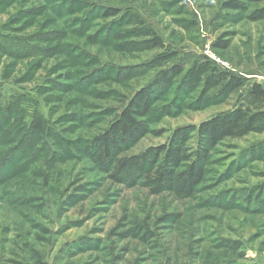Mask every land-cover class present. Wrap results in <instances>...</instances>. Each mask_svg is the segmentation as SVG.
Listing matches in <instances>:
<instances>
[{"label":"rangeland","instance_id":"374dc122","mask_svg":"<svg viewBox=\"0 0 264 264\" xmlns=\"http://www.w3.org/2000/svg\"><path fill=\"white\" fill-rule=\"evenodd\" d=\"M84 1L77 13H67L71 5L60 0H0V27L27 35L34 50L27 56L0 50V131L18 127L17 118H3L23 106L24 120L39 113L49 133L33 146L28 138L18 139L20 147L0 140V264H24L28 245L53 264H264V157L254 149L264 133L213 147L190 196L152 192L141 171L113 178L86 153L122 103L175 63L188 67L207 58L246 77L247 85L264 87V21L230 12L213 33L210 24L224 0ZM91 3L137 12L165 48L119 50L117 44L131 39H113L117 26L107 32L110 20L95 10L78 28ZM186 21L193 27L184 28ZM221 32L226 49L212 46ZM163 53L171 57L157 62ZM177 87H152L147 132L120 157L229 110L242 94L213 99L210 91ZM202 95L208 99L199 104ZM171 102L178 107L171 109ZM43 141L50 151L42 150Z\"/></svg>","mask_w":264,"mask_h":264},{"label":"trees","instance_id":"16d2710c","mask_svg":"<svg viewBox=\"0 0 264 264\" xmlns=\"http://www.w3.org/2000/svg\"><path fill=\"white\" fill-rule=\"evenodd\" d=\"M61 1L71 5L66 7L67 13H77L76 4L78 1L81 5L85 2L84 0ZM94 10L98 11L100 16L110 20L105 28L107 32L111 31L113 26H117L113 39L118 43L123 38L122 35L131 39V41L117 44L119 50L149 51L165 48L163 38L137 12L122 10L117 6L91 3L89 8L79 15L78 28ZM230 12H243L244 17L250 21H264V0H224L218 13L211 21V32L217 33L223 27L226 21L231 18ZM64 13L65 11L62 13V17ZM239 15L237 14V16ZM71 20L75 19L72 17ZM183 26L187 29L193 27L192 22L187 21ZM4 29L8 28L0 27V50L18 56L34 53L27 35L10 33ZM212 46L226 49L229 46V41L221 32ZM170 57L171 54L163 53L157 57L156 61L162 62ZM247 81L246 77L221 70L207 58L195 61L188 67L175 63L169 68L160 70L152 84L141 86L122 103L123 105L115 112L113 119L109 120L103 133L95 137L92 145L86 149V153L89 151L94 153L97 164L106 165L105 168L113 178L120 171L124 174H128L129 171H141L143 179L152 192L158 193L164 189H170L175 193L190 196L202 181L204 166L213 147L224 139H240L251 133H264V87L257 81H252L250 85H247ZM173 84H176L177 89L182 92H188L195 88H200L201 94L210 91L209 97L213 99L227 98L239 92L242 94L239 95L237 103L229 110L216 113L198 124L176 127L170 132L167 141L160 145L150 146L140 154L120 157L119 152L123 148L147 132L146 120L151 112L152 87H169ZM207 99V95L200 96L199 104ZM169 105L171 109L176 106L173 102ZM22 107L19 106L20 109ZM19 108H16L17 116L16 114L14 117L9 116L10 112H8L7 116L3 118L6 122L11 118L13 120L17 118L19 122L15 124L18 127L10 132L1 130L0 140L3 138V144L6 145L12 142L18 144L20 139L28 138L33 146L36 143L34 141L41 140L45 133H48L44 118L36 113L28 121H25L23 114L19 113ZM2 124H0V129H3L4 124ZM21 145L22 143L17 147ZM42 145L43 151L50 149L49 142L43 141ZM254 149L260 151L264 157V141ZM27 151H29L28 146L25 153H28ZM1 162L2 159H0ZM260 199L258 198V200ZM261 201L264 206V199ZM148 234L150 236V233ZM27 252L28 257H25L24 264H53L45 260L43 255L29 245Z\"/></svg>","mask_w":264,"mask_h":264}]
</instances>
